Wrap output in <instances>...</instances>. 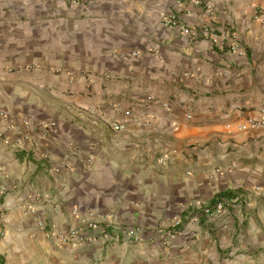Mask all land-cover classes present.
Returning a JSON list of instances; mask_svg holds the SVG:
<instances>
[{"label": "crops", "instance_id": "crops-1", "mask_svg": "<svg viewBox=\"0 0 264 264\" xmlns=\"http://www.w3.org/2000/svg\"><path fill=\"white\" fill-rule=\"evenodd\" d=\"M214 2L0 0V264H264V0Z\"/></svg>", "mask_w": 264, "mask_h": 264}, {"label": "built area", "instance_id": "built-area-1", "mask_svg": "<svg viewBox=\"0 0 264 264\" xmlns=\"http://www.w3.org/2000/svg\"><path fill=\"white\" fill-rule=\"evenodd\" d=\"M76 1V0H73ZM87 2H98L100 0H85ZM175 4L178 7H183L184 0H174ZM195 6H203L208 15L212 16L215 10V2L214 0H190ZM190 13V11H187ZM164 24L168 27H179L181 31L186 30V26L180 22L175 15L166 16L164 18ZM214 41L217 39V35L213 37ZM232 46L234 48H238V40L236 35H233ZM135 55L138 52H134ZM73 73H71L72 76ZM71 81L74 80L72 77ZM127 115H131L130 111H126ZM192 116L189 114L187 116L190 119ZM113 127L115 130H119L121 128V122H114ZM264 127V116L260 119L247 118L243 123L240 124L239 128L241 130H248L250 128H261ZM161 162H164V159H161ZM224 212V205L222 202H219L214 208L205 207L203 209V213L206 214H221ZM73 215L77 216L80 219L82 227L79 226H70L62 231L58 232L56 238L61 243L74 242L77 244H83L88 240L87 234L85 232L86 229L93 231H101L103 235L109 236L111 238H119L121 232L125 235H128L132 240L138 241L141 238L142 229L140 227H127L123 226L118 217L113 214H103L98 215L92 210H87L83 215L80 214L79 208L74 207L72 209ZM182 224V216L174 215L170 221L165 224V228L163 231L159 232V240L163 245L169 246L173 242V240L181 233L180 226ZM112 227L114 232L111 235H108L107 228ZM4 234V233H2ZM94 239V237H92Z\"/></svg>", "mask_w": 264, "mask_h": 264}]
</instances>
